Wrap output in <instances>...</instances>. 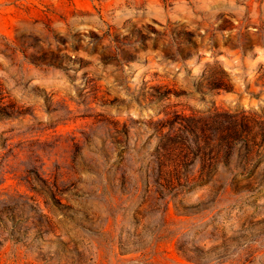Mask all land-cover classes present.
Wrapping results in <instances>:
<instances>
[{
    "label": "rangeland",
    "instance_id": "obj_1",
    "mask_svg": "<svg viewBox=\"0 0 264 264\" xmlns=\"http://www.w3.org/2000/svg\"><path fill=\"white\" fill-rule=\"evenodd\" d=\"M0 264H264V0H0Z\"/></svg>",
    "mask_w": 264,
    "mask_h": 264
},
{
    "label": "trees",
    "instance_id": "obj_2",
    "mask_svg": "<svg viewBox=\"0 0 264 264\" xmlns=\"http://www.w3.org/2000/svg\"><path fill=\"white\" fill-rule=\"evenodd\" d=\"M182 127L186 130L192 128L189 125H183ZM226 130H227V136L226 137H227V140L229 143H233L235 141H238L239 139L242 138V136L244 134H247L250 137L253 136V133H250L251 128L248 125H246L244 121L240 122L237 119L230 117V116H228V121L226 124ZM191 132H192V130H191ZM177 137L181 138L182 135L178 134ZM255 137H256V135H255ZM183 138L185 139L184 136H183ZM166 139H167L166 144H168L166 147L167 153H171V152H173V149H177V153H175V154L178 158L179 157L183 158L184 156H186V154L188 152L185 151L184 148L180 147V145L173 146V143L181 142V141L175 140V134L166 136ZM181 143H183V142H181ZM42 180H44V179H42ZM42 180L40 178L41 182H45ZM178 180H180V179H178Z\"/></svg>",
    "mask_w": 264,
    "mask_h": 264
}]
</instances>
